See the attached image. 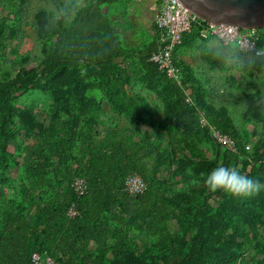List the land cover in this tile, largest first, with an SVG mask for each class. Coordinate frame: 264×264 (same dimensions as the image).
Wrapping results in <instances>:
<instances>
[{"label":"trees","instance_id":"obj_1","mask_svg":"<svg viewBox=\"0 0 264 264\" xmlns=\"http://www.w3.org/2000/svg\"><path fill=\"white\" fill-rule=\"evenodd\" d=\"M134 1L88 2L75 13L69 26L57 29L38 70L10 83L0 82V170L8 169V160L19 166L24 180L21 198L30 204L29 213L34 212L29 221V213L22 214L13 205L1 208L0 264H30L35 252L50 256L57 264H250L245 246L256 250L259 235L252 231L256 232L257 226L264 229V193L250 198L211 193L204 179L223 165L264 181V116L262 130L247 150L249 146L226 116L204 108L189 70L180 60L174 59L180 84L168 80L149 61L158 46L156 26L150 37H139L136 48L124 47L122 35L132 26L128 9ZM13 32L12 21L2 20L0 58L5 56ZM197 37L200 27L194 25L183 35L175 54L187 40ZM256 43L264 46V28L258 29ZM131 58L138 60L149 79L163 85L172 98L169 107L177 120L212 136L208 127L199 124L203 113L214 131L233 142L232 149L217 142L215 158L195 164L194 172L201 173L202 178L190 193L170 194L153 178L142 146L127 135L125 128H109L102 137L93 139L92 128L100 121L94 99L76 101L69 112L57 110L50 124L38 130L28 116L33 107L15 110L16 95L30 88L55 92L54 82L64 72L75 75L81 67H90L103 77H116L117 64ZM250 99V108L264 113L262 97L256 94ZM82 139L85 143L73 156ZM172 144L173 154L190 157L182 171L192 160L201 159L197 144L186 133L172 137ZM131 174L146 184L142 194L129 196L125 192V179ZM76 178L86 183L82 196L70 187ZM3 194L0 185V199ZM72 206L77 215L69 218ZM251 261L264 264V256Z\"/></svg>","mask_w":264,"mask_h":264},{"label":"rangeland","instance_id":"obj_2","mask_svg":"<svg viewBox=\"0 0 264 264\" xmlns=\"http://www.w3.org/2000/svg\"><path fill=\"white\" fill-rule=\"evenodd\" d=\"M90 1L0 0V23L9 19L14 27L13 37L7 41L6 54L0 58V82L10 83L38 70L56 39L57 29L69 26L75 13ZM141 34L140 31L138 35ZM213 41L191 38L177 57L188 68L204 108L226 116L251 148L262 130L264 113L257 114L249 104L250 97L256 94L262 97L260 102L264 104V58L245 57L234 45L226 47ZM117 66L119 73L111 78L103 77L90 67H81L75 75L64 72L54 82L55 92L30 88L16 95L15 110L20 112L33 107L28 116L38 125V130L50 124L57 110L69 112L76 101L94 99L100 109V121L92 128L93 139L102 137L109 128H125L127 135L142 146L144 161L153 178L163 183L170 194L190 193L202 178L201 173L194 172L195 164L202 159L215 158L217 141L213 136L187 127L172 115L169 107L172 98L161 83L145 75L137 59L131 58ZM121 71L125 75L122 76ZM186 91L189 92L188 87ZM58 101H61L59 106L56 105ZM179 132L195 141L201 156V159L192 160L184 171L182 168L190 157L172 153V137ZM84 143V139L77 143L73 156ZM191 180L197 183L190 185ZM0 185L4 192L0 199V216L1 208L10 205L22 214L29 213L30 204L22 200L20 194L24 180L19 166L8 160V169L2 173ZM32 213L28 214L29 221H32ZM252 232L259 236L254 244L256 250L245 246V258L250 264L252 258L264 256V229L257 226V231Z\"/></svg>","mask_w":264,"mask_h":264},{"label":"built area","instance_id":"obj_3","mask_svg":"<svg viewBox=\"0 0 264 264\" xmlns=\"http://www.w3.org/2000/svg\"><path fill=\"white\" fill-rule=\"evenodd\" d=\"M154 24L159 31L158 46L156 52L150 56L149 61L157 65L168 80L177 84H180L181 75L179 68L174 64L175 50L181 45L183 35L190 33L194 25L200 27L201 38L212 37L226 47L234 45L239 53L245 57L264 58V54H257L258 50L264 53V46H259L256 43L258 29H240L234 26L212 25L200 21L185 9L178 0H159ZM186 102H190L188 98H186ZM199 124L201 127H208L219 144L227 149L233 148V142L228 137L214 131L203 113L199 115ZM246 149L248 150L249 147ZM70 187L77 196H82L87 191L86 183L80 178L74 179ZM124 188L127 195L136 196L146 190V184L138 175L131 174L126 177ZM76 215L77 213L72 206L68 210L67 216L74 218ZM30 264H57V262L44 253L35 252L30 257Z\"/></svg>","mask_w":264,"mask_h":264},{"label":"water","instance_id":"obj_4","mask_svg":"<svg viewBox=\"0 0 264 264\" xmlns=\"http://www.w3.org/2000/svg\"><path fill=\"white\" fill-rule=\"evenodd\" d=\"M200 21L240 29L264 28V0H178Z\"/></svg>","mask_w":264,"mask_h":264},{"label":"clouds","instance_id":"obj_5","mask_svg":"<svg viewBox=\"0 0 264 264\" xmlns=\"http://www.w3.org/2000/svg\"><path fill=\"white\" fill-rule=\"evenodd\" d=\"M258 55L264 54L260 50ZM196 180L189 181L195 185ZM206 189L211 193L223 192L236 198H250L264 190V183L246 177L238 168L220 165L214 168L204 179Z\"/></svg>","mask_w":264,"mask_h":264},{"label":"crops","instance_id":"obj_6","mask_svg":"<svg viewBox=\"0 0 264 264\" xmlns=\"http://www.w3.org/2000/svg\"><path fill=\"white\" fill-rule=\"evenodd\" d=\"M158 8V0H135L131 3L128 9V20L132 26L122 35L124 47L136 48L139 42L140 36L138 34L140 31L142 33L141 35L146 37L153 35L152 29L155 28L154 16L157 13ZM208 38H210V40L212 39V41L214 40L212 37ZM183 47L176 52V59L178 60L180 59L177 57V54Z\"/></svg>","mask_w":264,"mask_h":264}]
</instances>
